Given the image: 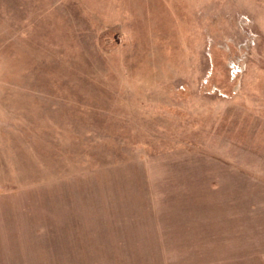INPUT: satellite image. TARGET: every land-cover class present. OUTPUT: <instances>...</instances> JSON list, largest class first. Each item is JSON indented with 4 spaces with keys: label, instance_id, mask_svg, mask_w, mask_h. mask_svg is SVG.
<instances>
[{
    "label": "rangeland",
    "instance_id": "1",
    "mask_svg": "<svg viewBox=\"0 0 264 264\" xmlns=\"http://www.w3.org/2000/svg\"><path fill=\"white\" fill-rule=\"evenodd\" d=\"M0 264H264V0H0Z\"/></svg>",
    "mask_w": 264,
    "mask_h": 264
}]
</instances>
